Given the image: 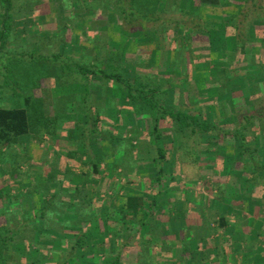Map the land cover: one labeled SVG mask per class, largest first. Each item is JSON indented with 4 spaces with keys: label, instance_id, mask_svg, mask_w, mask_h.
<instances>
[{
    "label": "trees",
    "instance_id": "16d2710c",
    "mask_svg": "<svg viewBox=\"0 0 264 264\" xmlns=\"http://www.w3.org/2000/svg\"><path fill=\"white\" fill-rule=\"evenodd\" d=\"M46 1L0 0V53L26 47L27 53H17L16 60L24 61L27 72L37 74L38 80L57 75L56 88L70 92L73 112L69 104L64 110L55 106L56 118L47 128L57 131L63 116L73 119L76 131L65 139L71 148L66 160L86 168L77 173L62 167V157L45 158L32 177H19L33 178L37 186L32 190L26 191L30 186L22 182L19 188L1 189L0 264H264L256 261L264 254V222L252 223L253 217L264 220V0H197L206 13L203 18L179 0L168 6L167 16L135 10L148 0H114L112 9L118 8V14L108 5L103 8L102 0H95L103 3L101 8L94 7V0H72L85 11L116 15L118 26L131 31L129 35L138 36L144 29L135 30L134 21H141L138 26L160 23L146 34L175 52L180 81L168 75L161 79L152 65L144 68L116 51L105 57L108 33L99 30L101 21L91 24L93 33H101L88 43L104 54L99 59L93 49L76 59L62 47L66 42L70 46L66 19H75L70 16H61L46 38L29 37L24 46L13 25L43 17ZM61 1L64 8L72 4ZM232 7L224 27L219 26L220 10ZM28 30L32 28L22 31ZM221 31L227 41L219 44ZM205 39H211L210 46L202 44ZM212 44L218 49L210 61ZM26 100L29 108L35 104L30 96ZM31 109L33 125L26 109H0V150L14 148L31 135L41 137V124L47 120ZM102 151L112 158L102 157ZM190 160L209 171L199 173L193 166L186 182L183 168L191 166ZM210 174L222 177L217 188L207 181ZM109 184L111 196L104 191ZM255 193L261 198L248 206L246 198ZM222 201L229 207L224 212ZM102 233L107 239L94 249H105V263L96 255L79 256L88 240Z\"/></svg>",
    "mask_w": 264,
    "mask_h": 264
},
{
    "label": "rangeland",
    "instance_id": "374dc122",
    "mask_svg": "<svg viewBox=\"0 0 264 264\" xmlns=\"http://www.w3.org/2000/svg\"><path fill=\"white\" fill-rule=\"evenodd\" d=\"M43 1V0H42ZM72 3V0H70ZM74 1V0H73ZM104 4V7L108 5V9L110 8V12L113 13H119V9H112L114 4V0H102ZM107 1V2H106ZM149 2H145L144 4H138L135 5L136 8L135 10L138 13H141V11L147 14H151L152 12L158 13V15L161 16H167L166 10L168 9V6L171 5L173 0H152L153 3L148 0ZM181 3H183V6H186L189 12H195L197 13L198 17L203 18L206 14L202 9L197 7L196 3L197 0H179ZM47 13L43 16H37L32 18L31 21H25V22H20L16 23L13 25L14 30L16 31L18 36H21L23 38V45L26 46L28 42V38H32L33 36L41 35V39L46 38V32H54V30H49V27H56L59 19L61 16H64L66 18L70 17H75V19L70 21L68 23L67 21V27L69 28V31H67V41L69 42L70 46L68 47V43L66 42L64 44L65 47L68 48V51L70 52L71 56L76 59H82L86 55H90L93 49V56L97 59L101 58L102 54L98 52V49H94L89 45V41L93 40L94 37H98L101 31L106 29L108 33V49L106 50L107 52L105 53V57L109 54V56H113L115 51L116 55H119L121 57H127L130 60H133L136 62L137 65L142 66L144 68L150 69L149 65H152L153 67L152 70L157 71L161 78V76L167 77H175L179 81L181 79V69L176 67V56L175 52H173L172 49L168 47H164L161 40L158 38L156 39L153 35L148 36L146 33L149 32L147 28H153L157 27L160 25V23H145L138 24L141 21H134L136 25L135 30L137 29H143V31L136 35H129L127 33H132L131 31H123V29L118 26L121 25L116 22V15H112L110 13V18H107L106 16L99 15L100 11H97L94 13L92 10H83L81 6L76 5L75 3H72L68 8L63 7V3L61 0H47ZM121 2V0H120ZM96 1L94 0V7H95ZM101 1L97 2L96 5L101 8ZM236 3V2H235ZM264 4V1L263 3ZM111 5V6H110ZM251 5V4H250ZM248 5V7L250 6ZM115 7V6H114ZM102 8V9H103ZM170 7L169 9H171ZM232 8H224L220 10V19L217 24L219 26H223L224 24L223 19L227 17L228 14H230L233 9ZM43 9V8H41ZM152 10V11H151ZM66 11V12H65ZM68 12V13H67ZM193 12V13H194ZM67 13V15H65ZM199 13V14H198ZM181 16L185 17V14H180ZM202 15V16H201ZM150 16V15H149ZM177 19H182V17L178 16ZM43 21L42 24L37 23V21ZM95 21H101L102 24H100V29H96L95 33L92 31H95L92 29L91 24H94ZM187 21V19H186ZM115 22V23H113ZM100 23V22H99ZM110 23V24H109ZM109 24V25H108ZM36 28H35V27ZM129 27V26H128ZM224 27V26H223ZM26 28H32V30H28V32H23L22 30H25ZM130 28V27H129ZM146 29V30H145ZM256 29H252L251 33L254 35ZM220 35H218V40L219 44L221 42H226L227 35H225V38H221L220 36L224 35V32H220ZM192 36V35H191ZM190 36V37H191ZM102 37V36H101ZM100 37V38H101ZM184 37V36H183ZM214 37V36H213ZM216 37V36H215ZM185 38V37H184ZM217 38V37H216ZM215 38V39H216ZM165 39H166V45H167V34H165ZM207 39V38H206ZM204 40L205 46H210L211 42L210 40ZM215 39L214 42L216 41ZM16 40L15 38L12 39L11 41ZM18 40V39H17ZM73 40L75 42H73ZM190 46L192 47L193 44V37L189 39ZM186 42V41H185ZM184 42V44H185ZM53 44V41H52ZM188 45V44H187ZM60 47V46H59ZM202 48L203 46H199ZM25 48V50H24ZM57 48V46H54L53 49ZM204 48V47H203ZM222 48V47H221ZM226 48L225 45H223L222 51ZM212 49V55H210L211 59L210 61H213L215 59L214 55H217L216 50L218 49L217 47L212 44L211 46ZM196 50V49H195ZM26 47H23L22 45L19 46V48H15L14 51L11 49H7V52L0 53V109H26L29 120L31 122V125L36 121L34 116H33V110H39L41 114H43V120H47L43 122L42 124L44 125L42 128V132H40L41 137H35L33 135L22 138L19 143L11 149H6L7 151L4 152V149L2 148L0 150V191L1 189H8V191L13 187L19 188V184L27 185L29 188L26 189V191L32 190L35 186L34 181L32 180L33 178H24V180H19V177L22 178L25 174L29 173V176L32 177L33 172L37 170V168L41 167L45 158H47L49 161H53L54 159L58 157H62L63 159L61 160V165L62 167H71L73 168L77 173H79L82 169L85 170V166L80 165L76 160L68 161L67 156H69V153H71V148L70 144L68 141L65 139H71L73 132L76 131V125L75 122H73V119H65L63 116L62 119L58 121L59 125L57 128V131L54 127H48V122L52 121L56 118L55 114V108H60L61 110L67 109L66 104L71 106L72 103L69 101V91H64L61 89L56 88V84L58 82L57 80V75L52 76V77H47L41 76V79L38 80L36 79L37 74H31L27 72V65L22 64L24 61H19L16 60L18 57H20V54L17 53H27ZM35 51L33 49H29V52ZM197 51V50H196ZM167 55L168 58H167ZM148 65V66H147ZM26 67V69L24 68ZM177 68V69H176ZM148 73H152L151 71H147ZM203 72V71H200ZM202 77L208 76L206 73H201ZM162 77L161 79H163ZM200 89L205 90L204 84H200ZM32 97L34 101V105H32L30 108L27 107L26 102L28 97ZM75 102V101H74ZM56 106V107H55ZM70 108V107H69ZM71 112H73V108H70ZM69 111V110H68ZM58 114V112H57ZM50 123V122H49ZM46 126V127H45ZM50 129V130H49ZM54 131V137H52L51 132ZM66 141V142H65ZM73 152V151H72ZM109 152H104L102 151L100 155L105 156V158L110 159ZM228 153H226L227 155ZM186 160H189L186 158ZM187 164V163H186ZM188 165H191L190 167H184L183 168V174H182V179L187 180L186 182H189L191 180H188L189 175H193V172L195 171L196 166L195 163H192L190 160V163ZM195 168H194V167ZM201 168L205 167L204 164L199 165ZM198 167V166H197ZM49 168L47 167L44 171H48ZM209 171L208 169H204L201 171L200 168H196V172L202 173V172ZM12 178L10 177V174ZM106 176V175H105ZM108 178V175L106 176ZM222 178V177H221ZM220 177H216L214 174L213 175H207L206 179L207 181H210L215 187L219 186V183H221L222 179ZM99 179V178H97ZM105 181V180H104ZM37 183V182H36ZM106 184H108V180L105 181ZM191 184V183H187ZM212 184H210L209 189H211ZM200 183L198 187H200ZM107 187V186H106ZM190 187V186H189ZM105 193L108 191V195L111 196L113 195L114 189L111 184H109L108 188L104 189ZM16 190H11V193L13 196L16 195ZM122 195V193H121ZM213 195L218 196L219 192L217 189L213 190ZM105 196V195H104ZM218 198V197H217ZM261 198L260 196H257L256 193L254 195V198H246L248 206L253 205L254 199ZM211 200V199H210ZM217 201L218 199H213L211 201ZM220 201V200H219ZM249 201V202H248ZM213 202H210V206L212 205ZM256 205V204H255ZM259 205V204H257ZM247 206V205H243ZM228 203L221 202V210L224 212V209L228 210ZM234 209V208H233ZM9 210L8 207L4 209L5 212ZM248 210V209H247ZM251 210V209H250ZM233 213L236 215H239L238 212L239 210H232ZM250 212V211H249ZM232 213V214H233ZM245 214L248 213V211L244 212ZM231 216L232 214L229 213ZM253 216V212L248 213V215ZM247 216V215H246ZM239 221V217H236ZM1 219H4L1 217ZM241 221V220H240ZM240 221L234 225L236 226V229H240ZM263 223L264 220H258L253 217V222L255 225L259 224L260 222ZM263 221V222H262ZM238 229V231H239ZM250 232V229L247 228V234ZM106 235L105 233H102L101 236H97L94 240V238H90L88 240V247L85 251L79 253V256L84 255L86 257H91L93 255H96L99 259L102 260L103 263H105L104 260V250L94 249V244L95 245H102L104 244L106 240ZM106 252V251H105ZM264 255V254H263ZM258 255L256 256V261L258 262L259 259L264 260V256ZM263 257V259H262ZM255 260V259H254Z\"/></svg>",
    "mask_w": 264,
    "mask_h": 264
},
{
    "label": "crops",
    "instance_id": "0c3cea01",
    "mask_svg": "<svg viewBox=\"0 0 264 264\" xmlns=\"http://www.w3.org/2000/svg\"><path fill=\"white\" fill-rule=\"evenodd\" d=\"M181 5H183V3H181ZM196 5H197V3H196ZM199 5H197V7H198ZM185 7V9H187V7L186 6H184ZM197 14V13H196Z\"/></svg>",
    "mask_w": 264,
    "mask_h": 264
}]
</instances>
